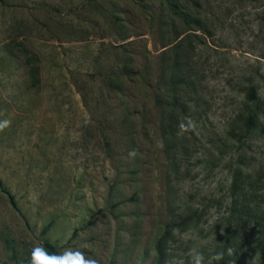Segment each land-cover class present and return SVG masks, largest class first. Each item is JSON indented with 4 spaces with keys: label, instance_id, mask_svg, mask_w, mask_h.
I'll use <instances>...</instances> for the list:
<instances>
[{
    "label": "rangeland",
    "instance_id": "obj_1",
    "mask_svg": "<svg viewBox=\"0 0 264 264\" xmlns=\"http://www.w3.org/2000/svg\"><path fill=\"white\" fill-rule=\"evenodd\" d=\"M178 1L188 27L156 0H0V264L2 234L19 260L152 264L177 214L167 264H264V0Z\"/></svg>",
    "mask_w": 264,
    "mask_h": 264
},
{
    "label": "trees",
    "instance_id": "obj_2",
    "mask_svg": "<svg viewBox=\"0 0 264 264\" xmlns=\"http://www.w3.org/2000/svg\"><path fill=\"white\" fill-rule=\"evenodd\" d=\"M160 7V18L162 16H167L170 19L180 20L186 27L189 24L193 23L194 18L190 16L189 13L183 11L180 7L178 0H156ZM186 29V28H185ZM180 34V33H178ZM30 61H27L29 63ZM179 67V60L176 58L172 62L170 67L171 76L168 80V93H170L165 98H159L157 100L160 108V129L164 139L166 141L174 140L175 133L178 127V121L176 113L178 111L183 110V104L178 100L176 96V87L179 82H183L184 80H178L176 77L180 76L177 74V70ZM33 73H36V69L32 68ZM246 100L249 102H256L258 96L255 92V88L250 86L246 92ZM258 115L252 107H248L245 111L244 118L242 119V126L244 133H250L252 130L256 128L258 125ZM181 215L177 214V218H171V222L166 224L163 232L155 238L153 241V249H154V260L152 264H167L168 258V249L167 245L169 242L170 233L177 227H182L187 221H189L190 217H180ZM48 229V225L44 226L42 229V233H46ZM2 240L5 246V249L8 252V259L12 261L14 264H50L48 259L49 257L56 260L57 251L54 245L46 242L42 245V248L39 250H34L26 257L22 259H18V252L16 249V244L14 239L6 234H2ZM254 249L258 253L259 258L264 262V231H260L257 234V237L254 241ZM224 260L220 258L216 264H224Z\"/></svg>",
    "mask_w": 264,
    "mask_h": 264
}]
</instances>
